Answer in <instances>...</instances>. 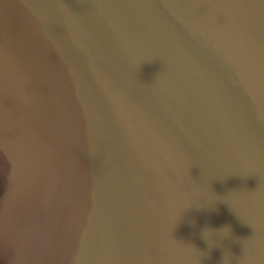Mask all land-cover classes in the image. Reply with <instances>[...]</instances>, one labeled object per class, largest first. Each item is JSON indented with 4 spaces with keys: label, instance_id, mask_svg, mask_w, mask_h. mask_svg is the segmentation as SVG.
Here are the masks:
<instances>
[{
    "label": "water",
    "instance_id": "obj_1",
    "mask_svg": "<svg viewBox=\"0 0 264 264\" xmlns=\"http://www.w3.org/2000/svg\"><path fill=\"white\" fill-rule=\"evenodd\" d=\"M0 264H264V0H0Z\"/></svg>",
    "mask_w": 264,
    "mask_h": 264
},
{
    "label": "clouds",
    "instance_id": "obj_2",
    "mask_svg": "<svg viewBox=\"0 0 264 264\" xmlns=\"http://www.w3.org/2000/svg\"><path fill=\"white\" fill-rule=\"evenodd\" d=\"M207 231H218V230H211V229H207Z\"/></svg>",
    "mask_w": 264,
    "mask_h": 264
}]
</instances>
